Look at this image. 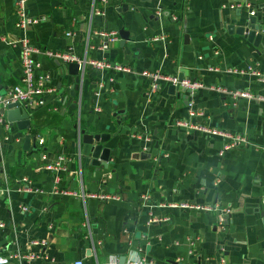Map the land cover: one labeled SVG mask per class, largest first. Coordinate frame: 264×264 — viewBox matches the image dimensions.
I'll return each mask as SVG.
<instances>
[{"label":"crops","instance_id":"crops-1","mask_svg":"<svg viewBox=\"0 0 264 264\" xmlns=\"http://www.w3.org/2000/svg\"><path fill=\"white\" fill-rule=\"evenodd\" d=\"M251 11L264 25V0H97L94 9L91 0H27L29 22L16 27V1L0 0V95L20 81L23 46L37 51L54 89L28 128L6 121L0 108V253L16 255L8 264H118L122 255L126 264L132 257L137 264H218L220 257L264 264V105L230 94L264 96L254 74L264 75V34L255 46L223 26ZM120 29L128 33L123 44ZM97 31H115L118 40L101 50ZM48 51L129 70L106 72L104 88L101 73L78 70L83 87L72 96L71 62ZM142 71L201 86L172 94L163 83L149 97ZM190 109L195 125L247 143L219 155L224 136L178 124ZM81 130L110 135L105 166L92 165ZM59 158L56 171L47 168ZM179 202L230 212L168 206Z\"/></svg>","mask_w":264,"mask_h":264},{"label":"built area","instance_id":"built-area-1","mask_svg":"<svg viewBox=\"0 0 264 264\" xmlns=\"http://www.w3.org/2000/svg\"><path fill=\"white\" fill-rule=\"evenodd\" d=\"M16 1V27H24L28 22L29 19L25 16V5L27 0H15ZM97 0H91L92 3V9H94V6L96 5ZM107 0H100V3L105 4ZM250 15H254V12L251 11ZM37 20H32L31 22L35 23ZM70 35V33L68 34ZM96 35L99 37L100 41L98 43V48L101 50L107 49L109 45L112 42H115L118 40V33L115 31H97ZM154 40L158 39H165L163 35H155ZM37 52L31 47L23 46L20 56V62L22 66V73L20 77L19 83L15 84L13 87L9 88L4 95H0V105L2 107H5L6 105L10 103H18L20 106L24 107L27 110L28 115H31L33 111H35L37 108L44 105V100L47 96L52 94L54 91L53 87L48 82L49 80V74L40 71V65L36 62L33 54ZM48 56L52 58H62L67 62H75L78 64V70L83 74L85 73V69L87 67H90L91 69H94L101 73V79L98 81L99 88H104V85L102 83V80L105 79V73L109 71H128L129 69L125 66L113 63V62H107L104 60H87L85 58H80L76 55H60L52 52L46 53ZM233 71V70H232ZM245 71H241V73H244ZM246 72H253L251 67L246 68ZM258 78H261L264 81V75H261L259 72H254ZM141 75L146 77L149 80V97H151L153 94L157 93L163 83L173 85L175 88L182 90L185 88L191 89L190 92L193 91V89L199 88L201 85L198 82H190L189 80L185 79H178L176 76L170 77L161 74L158 71H142ZM108 83L111 85L109 87L110 91H114V82L115 80L113 77H108ZM217 91H219L218 88H216ZM230 94L235 97H243L246 99H257L258 101H261L264 105V96L260 97H254L253 94L243 91H232ZM191 105V104H190ZM195 111L194 109H190L189 117L187 118L188 121H180L178 124L190 127L191 129L200 130L204 133L211 134V135H221L224 136L225 139H227L226 144L223 146L222 150L220 151L219 155H223L225 151H228L232 148H235L236 146L246 144L247 139L246 137L242 135H232L230 133H224L220 131L218 128H212L208 126L203 125H195L193 122H191L190 117L194 115ZM200 114V113H197ZM1 121V119H0ZM43 144V140H38V145L41 146ZM62 158L58 159L57 163L54 164H48L47 168L56 171L57 168L60 166ZM55 180L57 181V176L55 177ZM90 196H95L94 194ZM98 198L100 200H106L110 199L109 195H98ZM168 206H172L175 208H179L182 210H196L198 212H211L212 210H218V211H224L223 213H229V208H220L218 204L216 205H201L196 203H189V202H179V203H170ZM220 217H218V220L221 222L223 221V214H219ZM159 219H152L151 222H156ZM3 225L0 224V227ZM16 257V255L13 254H1L0 253V264H8L12 258ZM139 261L135 259V257L130 258L127 261V264H137ZM73 264H84L83 260L77 259L73 262ZM218 264H226L223 257H220Z\"/></svg>","mask_w":264,"mask_h":264},{"label":"water","instance_id":"water-1","mask_svg":"<svg viewBox=\"0 0 264 264\" xmlns=\"http://www.w3.org/2000/svg\"><path fill=\"white\" fill-rule=\"evenodd\" d=\"M224 28L227 30L229 34L236 33L237 35L244 36L248 41L253 43L255 46L258 45L260 39L264 34V25L256 19L255 16H251L248 18H239L231 19L226 25H223ZM119 35L121 37V44L128 40V33L124 31V29L119 30ZM68 67V74L73 76V83L71 85V95L74 96L78 89L82 91L83 87V77L84 75H80L78 73V64L75 62H71L67 65ZM0 88L1 86V77H0ZM7 86L4 87V90H7ZM174 86H169V91L173 94L174 93ZM191 89L185 88L182 89V92H190ZM5 93V92H4ZM3 93V95H4ZM0 108L5 112V118L8 122H15L19 129L28 128L30 125L29 115L27 110L20 106L18 103H10L5 107L0 105ZM119 112L115 113L118 114ZM81 135L83 142L92 146L91 147V158H92V165L100 166L101 164L105 166L106 163L109 161L110 156V149L107 147H103L104 142H106L110 135L103 133V134H85L83 130H81ZM30 146V136L26 135L24 139L23 148L28 149ZM35 148V147H34ZM118 264H126V257L120 256L118 259Z\"/></svg>","mask_w":264,"mask_h":264},{"label":"rangeland","instance_id":"rangeland-1","mask_svg":"<svg viewBox=\"0 0 264 264\" xmlns=\"http://www.w3.org/2000/svg\"><path fill=\"white\" fill-rule=\"evenodd\" d=\"M10 81H11V78H10ZM13 81H14V78H13L12 83H11V86H9V88L13 87V86L16 84V83H15L16 81H15L14 83H13ZM4 92L6 93V90H5ZM4 92H3V93H4ZM5 93H4V94H5Z\"/></svg>","mask_w":264,"mask_h":264}]
</instances>
